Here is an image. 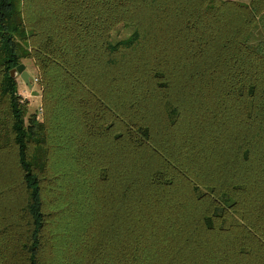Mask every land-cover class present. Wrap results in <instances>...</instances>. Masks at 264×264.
Returning <instances> with one entry per match:
<instances>
[{
    "label": "trees",
    "instance_id": "1",
    "mask_svg": "<svg viewBox=\"0 0 264 264\" xmlns=\"http://www.w3.org/2000/svg\"><path fill=\"white\" fill-rule=\"evenodd\" d=\"M0 264H264V0H0Z\"/></svg>",
    "mask_w": 264,
    "mask_h": 264
},
{
    "label": "rangeland",
    "instance_id": "2",
    "mask_svg": "<svg viewBox=\"0 0 264 264\" xmlns=\"http://www.w3.org/2000/svg\"><path fill=\"white\" fill-rule=\"evenodd\" d=\"M115 37L120 38L124 37L128 34V31L125 29H118L115 32ZM113 33V34H114ZM21 63L25 65V69L30 73L31 75V82L33 84L32 89H28L27 85L23 82V80L20 78L19 74H16V80L18 85V93L22 97L24 101L27 102V115L30 113H36L37 118H42V108H41V90L37 82H34V78H38L36 67L34 66L32 60L30 58H24L22 59ZM31 91L38 92V95H33ZM86 175L90 177V171L87 170Z\"/></svg>",
    "mask_w": 264,
    "mask_h": 264
},
{
    "label": "water",
    "instance_id": "3",
    "mask_svg": "<svg viewBox=\"0 0 264 264\" xmlns=\"http://www.w3.org/2000/svg\"><path fill=\"white\" fill-rule=\"evenodd\" d=\"M11 76L15 77L16 74H19L20 78L23 80V82L27 85L28 89H32L33 84L31 82V75L30 73L25 69V65L23 63L18 64L15 68H13L10 72ZM33 95H38V92L31 91Z\"/></svg>",
    "mask_w": 264,
    "mask_h": 264
},
{
    "label": "crops",
    "instance_id": "4",
    "mask_svg": "<svg viewBox=\"0 0 264 264\" xmlns=\"http://www.w3.org/2000/svg\"><path fill=\"white\" fill-rule=\"evenodd\" d=\"M237 1H241V2H248L249 0H237Z\"/></svg>",
    "mask_w": 264,
    "mask_h": 264
},
{
    "label": "built area",
    "instance_id": "5",
    "mask_svg": "<svg viewBox=\"0 0 264 264\" xmlns=\"http://www.w3.org/2000/svg\"><path fill=\"white\" fill-rule=\"evenodd\" d=\"M37 81V79L36 78H34V82H36Z\"/></svg>",
    "mask_w": 264,
    "mask_h": 264
}]
</instances>
